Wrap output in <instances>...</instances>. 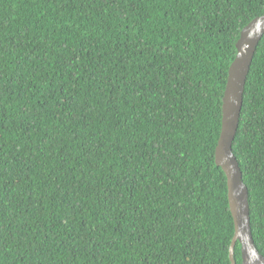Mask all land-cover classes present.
Masks as SVG:
<instances>
[{"label": "trees", "instance_id": "obj_1", "mask_svg": "<svg viewBox=\"0 0 264 264\" xmlns=\"http://www.w3.org/2000/svg\"><path fill=\"white\" fill-rule=\"evenodd\" d=\"M263 15L264 0H0V264H231L215 149L236 43ZM232 151L264 257V34Z\"/></svg>", "mask_w": 264, "mask_h": 264}, {"label": "water", "instance_id": "obj_2", "mask_svg": "<svg viewBox=\"0 0 264 264\" xmlns=\"http://www.w3.org/2000/svg\"><path fill=\"white\" fill-rule=\"evenodd\" d=\"M263 34L264 15L253 19L241 31L236 43L237 53L229 68L222 98V127L215 149V163L226 175L229 209L234 222V236L229 250L231 264H236L234 247L237 242L241 246V264H264V257L258 252L252 236L248 189L243 183L242 172L232 151L246 78Z\"/></svg>", "mask_w": 264, "mask_h": 264}]
</instances>
